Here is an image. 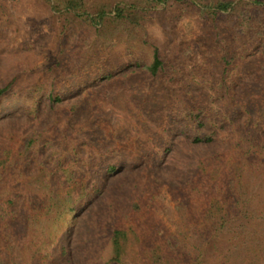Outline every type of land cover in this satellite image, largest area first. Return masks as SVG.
I'll use <instances>...</instances> for the list:
<instances>
[{
  "label": "rangeland",
  "instance_id": "rangeland-1",
  "mask_svg": "<svg viewBox=\"0 0 264 264\" xmlns=\"http://www.w3.org/2000/svg\"><path fill=\"white\" fill-rule=\"evenodd\" d=\"M65 2L0 0V264H264V0Z\"/></svg>",
  "mask_w": 264,
  "mask_h": 264
},
{
  "label": "trees",
  "instance_id": "trees-1",
  "mask_svg": "<svg viewBox=\"0 0 264 264\" xmlns=\"http://www.w3.org/2000/svg\"><path fill=\"white\" fill-rule=\"evenodd\" d=\"M156 3L163 5L165 3H167L169 0H154ZM177 1H187V0H177ZM65 7L69 10V11H73L75 14H77L80 17H87L86 20L90 21L93 24L96 25H100L106 18L107 16V12L105 11V9H101L100 12L98 13L97 17H90L85 15L86 10H85V3L84 0H66L65 2ZM56 8V7H55ZM217 11L218 12H223V11H228L232 8V4L231 2H222L221 4H218L216 6ZM57 9V8H56ZM130 12V20L132 23L135 24H140V22L144 19L143 14L138 12V7L136 5H129V6H118L115 10V16L117 18H122L124 19L125 14L127 12ZM154 61L153 64L149 67V70L153 73L156 74L159 69L162 66V62L160 59V54L159 51L157 49H155L154 52ZM15 83V79L13 80V82H10L9 84H7L4 88L0 89V98L1 96H3L5 93H7L12 85ZM50 98L53 99L54 101V97L52 95H50ZM197 142H211L213 141L211 138H198L196 139ZM7 162L4 160H0V169H4L5 167H7ZM118 170V166L116 165H112L108 168L109 173H114ZM228 222H224L223 224H221V226L218 229V232H220V230H227L228 226L231 229V223L227 224ZM224 234V233H223ZM121 231L117 230L115 231V236H114V242H113V248H114V253H115V257L113 260L115 261H120L122 259V250H121ZM226 235V234H225ZM219 238V237H218ZM220 239H224L223 236L220 237ZM203 263V255H201L199 257V260L197 262V264H202Z\"/></svg>",
  "mask_w": 264,
  "mask_h": 264
}]
</instances>
